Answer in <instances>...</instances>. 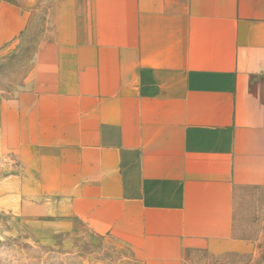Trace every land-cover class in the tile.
Here are the masks:
<instances>
[{
	"label": "crops",
	"instance_id": "1",
	"mask_svg": "<svg viewBox=\"0 0 264 264\" xmlns=\"http://www.w3.org/2000/svg\"><path fill=\"white\" fill-rule=\"evenodd\" d=\"M18 217L124 264H264V0H0Z\"/></svg>",
	"mask_w": 264,
	"mask_h": 264
},
{
	"label": "rangeland",
	"instance_id": "2",
	"mask_svg": "<svg viewBox=\"0 0 264 264\" xmlns=\"http://www.w3.org/2000/svg\"><path fill=\"white\" fill-rule=\"evenodd\" d=\"M11 156L0 150V264H124L122 256L97 239L59 236L17 215L10 178Z\"/></svg>",
	"mask_w": 264,
	"mask_h": 264
}]
</instances>
